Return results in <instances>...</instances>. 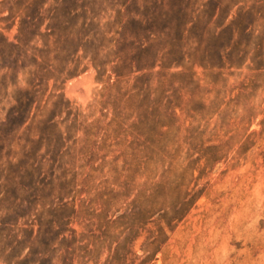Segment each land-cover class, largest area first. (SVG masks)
<instances>
[{"label": "rangeland", "instance_id": "374dc122", "mask_svg": "<svg viewBox=\"0 0 264 264\" xmlns=\"http://www.w3.org/2000/svg\"><path fill=\"white\" fill-rule=\"evenodd\" d=\"M253 4L264 0H0L1 35L15 43L21 28L38 70L62 73L36 79L23 125L0 89V221L19 229L15 251H38L40 228L53 264H264V69L208 62L230 38L216 32ZM113 69L123 91L145 83L140 123L98 103Z\"/></svg>", "mask_w": 264, "mask_h": 264}, {"label": "trees", "instance_id": "16d2710c", "mask_svg": "<svg viewBox=\"0 0 264 264\" xmlns=\"http://www.w3.org/2000/svg\"><path fill=\"white\" fill-rule=\"evenodd\" d=\"M255 3H258L256 1ZM263 5L253 4L247 10H244V7L240 9L237 17L233 18L229 24L221 29L219 32H216V37L221 39L223 35H228L230 38L228 39V44L222 45L220 47H216L214 50L213 57L216 61H210L209 59V68L210 69H224V68H241V66L246 62V60H250L253 63L254 70H262L264 69V25L259 24L264 17H261V14L257 12V10L262 9ZM249 16L250 18H256V22L254 24L249 25H236L238 19L243 16ZM2 36L3 40L0 43V72H4L0 79V89H7L9 86L13 88V91L10 95V99L14 102V105L11 108V112L8 115L7 121H9L10 125L17 124L18 122H22L23 125L29 119H31L30 114L33 107L36 104H39L40 100H37L36 97V87L39 85L36 83L41 79L44 80V83H47L50 79L56 80V78L62 73L58 71L56 68L51 67V70H45V74L56 73L53 77L45 78L43 77L44 72H40L37 58L40 57L39 54L41 52L36 50L35 48H30L28 46L29 43H25L22 39V29L19 28L18 36L16 38V42H9L3 35L0 33V37ZM44 47L46 45L44 44ZM32 50V54L29 56L31 63L28 66L21 67L19 64L23 63L25 57H27V52L29 49ZM38 52V53H36ZM218 62L221 65H215ZM44 63V61H43ZM33 68V70L31 69ZM141 69H137L140 71ZM22 73L23 75H28L25 82L28 88H16L18 81L11 82L10 79L14 77L17 78L18 74ZM114 76L116 78L115 82L106 88H104L103 92L100 94V100L98 103L103 107H109L112 112V119L120 120L123 117H132L136 116L139 123L144 118V116L138 115V110L147 109L142 103L139 101V96L141 97V93L143 90L141 89L145 83L140 82L141 78H136L134 84L131 89L123 91V87H121L120 79L123 78V75L118 73L113 69ZM68 76V75H67ZM219 103L217 100H213L210 102L208 109H213L217 107ZM147 111V110H146ZM35 116H33L34 118ZM15 126V125H14ZM5 224L0 221V262L2 264H22L23 260H19L23 250L28 248V252L24 259H28L31 257L34 260L29 261L27 264H37L42 263V261H46L47 264H53V260H46L48 257L49 251L55 249L54 243H52L51 239H43L40 236V228L37 230V234L34 235V230H30V237H28V242L32 241L33 243L39 242L40 245L38 247V251H34L32 247H25L24 249H20V251H15L18 248H21V240L18 239V231L14 232L15 234H7L6 229L3 230ZM18 223H14V226H17ZM9 231V230H8ZM13 231V230H12ZM15 231V230H14ZM22 232V230H21ZM9 233V232H8ZM39 233V236H38ZM37 235V236H36ZM56 238H61L64 240V232H58ZM11 243L12 245H8ZM30 244V243H29ZM36 249V248H35ZM4 253H10V260L4 258ZM6 256V255H5Z\"/></svg>", "mask_w": 264, "mask_h": 264}]
</instances>
